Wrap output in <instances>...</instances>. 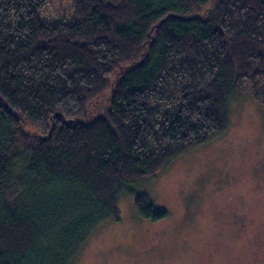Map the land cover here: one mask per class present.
Segmentation results:
<instances>
[{
	"label": "trees",
	"instance_id": "obj_1",
	"mask_svg": "<svg viewBox=\"0 0 264 264\" xmlns=\"http://www.w3.org/2000/svg\"><path fill=\"white\" fill-rule=\"evenodd\" d=\"M0 0V264H70L131 181L264 107V0ZM141 216L166 213L135 194Z\"/></svg>",
	"mask_w": 264,
	"mask_h": 264
},
{
	"label": "rangeland",
	"instance_id": "obj_2",
	"mask_svg": "<svg viewBox=\"0 0 264 264\" xmlns=\"http://www.w3.org/2000/svg\"><path fill=\"white\" fill-rule=\"evenodd\" d=\"M72 0H50L45 23L69 18ZM118 215L99 224L70 264H264V107L231 95L228 125L154 175L131 181ZM166 213L141 216L135 194Z\"/></svg>",
	"mask_w": 264,
	"mask_h": 264
}]
</instances>
